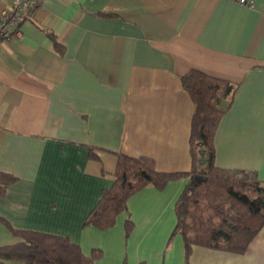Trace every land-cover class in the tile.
<instances>
[{
    "label": "crops",
    "instance_id": "obj_1",
    "mask_svg": "<svg viewBox=\"0 0 264 264\" xmlns=\"http://www.w3.org/2000/svg\"><path fill=\"white\" fill-rule=\"evenodd\" d=\"M249 1L41 0L0 40V170L17 177L0 216L66 235L86 254L101 249L94 264H186L173 232L188 178L138 191L108 229L85 221L120 153L191 169L195 103L182 76L194 67L238 83L216 130V164L264 180V0ZM14 2L0 0V10ZM18 241L0 220V245ZM190 262L264 264V226L245 253L195 246Z\"/></svg>",
    "mask_w": 264,
    "mask_h": 264
},
{
    "label": "trees",
    "instance_id": "obj_2",
    "mask_svg": "<svg viewBox=\"0 0 264 264\" xmlns=\"http://www.w3.org/2000/svg\"><path fill=\"white\" fill-rule=\"evenodd\" d=\"M41 2V0H40ZM56 49L63 47L49 31ZM182 83L195 103L190 133L192 167L189 171L158 170L152 157L118 154L114 180L104 187L85 224L99 229L115 225L118 215L128 208V200L146 186L164 189L171 180L188 178L175 202L177 223L173 234H181L185 262L195 246L245 253L264 226V180L250 169L216 164L215 134L229 109L238 83L194 67L182 76ZM90 156L99 159L96 149ZM17 177L0 170V197ZM0 220L20 241L0 245V264L7 260L25 264H94L102 250L86 254L81 245L66 235L15 228L4 217ZM128 218L126 235L134 229Z\"/></svg>",
    "mask_w": 264,
    "mask_h": 264
},
{
    "label": "built area",
    "instance_id": "obj_3",
    "mask_svg": "<svg viewBox=\"0 0 264 264\" xmlns=\"http://www.w3.org/2000/svg\"><path fill=\"white\" fill-rule=\"evenodd\" d=\"M241 3L253 5L249 0H239ZM40 0H15L11 6L0 10V40L19 33L21 24L34 16Z\"/></svg>",
    "mask_w": 264,
    "mask_h": 264
}]
</instances>
